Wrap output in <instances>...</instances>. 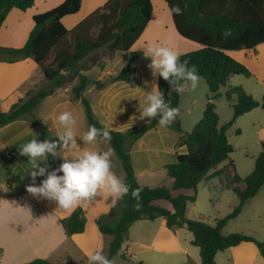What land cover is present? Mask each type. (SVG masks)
I'll return each instance as SVG.
<instances>
[{"label":"trees","instance_id":"trees-1","mask_svg":"<svg viewBox=\"0 0 264 264\" xmlns=\"http://www.w3.org/2000/svg\"><path fill=\"white\" fill-rule=\"evenodd\" d=\"M163 1L169 9L175 32L181 38L198 44L197 49L181 53L180 60L187 61L189 67H196L210 94L201 119L190 132L182 131L178 137L177 144L184 145L186 152L176 154L175 160L164 166L168 178L171 179L170 187L140 185L134 175L129 155L132 143L154 128L158 124L159 116L125 131L109 129L112 139L108 144L115 150L124 172L123 180L130 186V190L128 195L122 198L123 209L114 224L104 223L100 219L96 221L100 233L112 237L107 258L111 259L119 254L133 222L140 219L153 220L157 217H162L169 229L185 228L192 234L191 244L199 249L200 264H215L214 258L218 251L241 242L254 243L264 258V242L242 233L224 235L221 231L229 220L237 217L243 204L264 188V138L260 142L261 150L254 160L252 171L244 178L234 173L231 181L225 183L226 186L233 184L231 190L239 200L227 215L216 220L214 224L201 219H189L185 215L187 203L195 201L197 185L204 179L220 176L223 168L217 167L224 161L228 160L232 164L229 156L233 148L226 136L227 129L239 116L258 106L264 108V97L257 101L242 87L232 86L225 95L227 101H230L232 96L235 98L231 106L232 115L227 122L219 125V118L212 103L218 95L219 87L225 85L231 75L251 76L250 70L229 53L255 51L258 46L264 44V0ZM33 3L34 0H0V27L12 8L25 11ZM80 5L81 0H64L50 11L33 15L34 25L24 45L19 48L0 47V61L15 62L31 58L40 68L46 81H55V86H60L57 79L61 72L83 62L91 52L103 47L119 51L129 50L139 38L152 13L151 0H107L101 8L92 11L72 29H67L62 19L75 15ZM176 5L183 10L181 15L171 12V8ZM51 16H54L52 21L47 23L46 20ZM122 28L124 30L121 32ZM225 30H230L231 36L224 38L222 33ZM133 63L134 59H131L129 64L108 81L129 80ZM79 70L86 71V65H80L76 73L78 82L71 90L83 105L88 126L105 128L96 119L88 100L83 96L89 79L80 74ZM157 83L164 93L166 103L177 108L178 93L171 90L169 82L159 75ZM105 84L106 82L94 81L96 89ZM50 93L51 90L33 93L32 89H29L25 98L19 99L8 111L0 110V127L18 119H27L35 124L38 141L57 140L58 137L50 135L34 114L39 100ZM236 133L239 134V130H236ZM41 166L56 169V158L49 155ZM30 171L21 183L8 186L11 196L24 192ZM240 181L244 183L242 190L236 186ZM137 188L141 189L139 201L131 195L132 190ZM186 190H192L193 194L186 195ZM157 200L168 202L171 208L155 205ZM137 203L140 204L139 210L135 207ZM59 221L65 233L70 236L83 231L86 218L79 207ZM119 257L123 264H145L132 261L122 253ZM27 264L53 263L47 259L35 258ZM180 264L194 263L187 260Z\"/></svg>","mask_w":264,"mask_h":264},{"label":"crops","instance_id":"crops-1","mask_svg":"<svg viewBox=\"0 0 264 264\" xmlns=\"http://www.w3.org/2000/svg\"><path fill=\"white\" fill-rule=\"evenodd\" d=\"M63 1L34 0L33 5L25 11L12 8L0 27V47H22L34 25L32 16L50 11ZM106 1L101 0L100 4H97L91 12L101 8ZM88 14L76 15L68 22L62 19V23L67 29H72ZM152 14L153 6L147 25L129 50L119 51L108 47L99 49L95 52V55L98 56L97 59L93 62L89 60L90 63L86 65V71L79 70L80 74L89 79L83 96L88 100L96 119L107 129L125 131L150 120V118L144 120H133L132 118L139 117V103H143L145 93L151 91V82H157L158 78V75L153 77L151 69L148 67L151 58L144 55L146 47L162 42L160 38L155 37L157 34L153 35L158 31V27H149ZM169 23L170 26H173L171 17ZM161 30L171 37L175 34V39L185 40L175 32L174 27H168V24L161 27ZM180 39H176L177 42L180 43ZM185 46L189 48L179 54L193 51L199 47ZM233 53L229 54L234 57ZM131 59H134V63L130 67V79L109 82L110 77L129 64ZM232 76L234 75H231L227 80L228 87ZM76 80L77 76L68 83L69 85L60 84V86L47 89V91L51 90V93L41 98L34 109L35 116L52 136L58 137V134L61 133L56 129L55 118L57 119L60 113L67 111L68 104L77 106L81 103L71 90L72 86L76 84ZM94 81L106 82V84L102 88L96 89ZM43 82L49 83L43 78L40 68L31 58L15 62L0 61V110L8 111L19 99L25 98L29 89H34L36 85ZM146 82L148 83L146 84ZM209 94V88L203 79L194 91L178 93L177 108L180 112L175 120L166 127H161L158 123L132 143L129 147L130 161L140 185L148 187L171 186V179L168 178L164 166L172 163L176 154L186 152L184 145L176 146L175 143L182 131L190 132L201 119ZM53 130L54 132H52ZM75 130L77 131L76 127ZM37 135L35 124L27 119H18L0 127V264H27L35 258L47 259L53 264H88V253L95 251H102L107 257L112 237L101 234L96 221L100 219L104 223L114 224L123 209L122 199L116 203L115 207H111L110 198L106 201L99 197L87 208L80 207L86 218L85 227L81 233L68 236L59 219L68 216L69 213L58 209L55 201L34 197L28 193L26 188L33 183L30 175L21 195L11 196L9 194L8 186L21 183L28 171L32 169L28 158L19 154L20 147L34 138L37 139ZM77 143L81 149L88 147L79 139V134ZM104 146H107L106 150L109 148V144ZM58 154L59 156L55 157L57 168L63 162V157L71 159L75 155V151L61 148L58 149ZM43 162L44 159L39 161L40 164ZM224 166L226 164L223 162L217 168H224ZM48 170L53 169L48 167ZM112 170L117 176L124 179V172L116 154L113 157ZM58 174L62 175V173ZM233 174L227 173V180H224L222 174L215 180L224 183L227 192H232L233 184L226 186L225 183L231 181ZM237 175L243 178L240 174ZM45 178L37 177L36 186H39ZM215 180L213 177L207 178L197 185L196 201L198 190H201L200 194L202 195L213 193V188H216ZM236 186L242 190L244 183L240 181ZM184 193L186 195L193 194L192 190H186ZM189 203L191 202L186 205V217L204 220L201 218L204 215L199 211L190 213ZM154 204L167 209L171 208L170 204L165 203L164 200H157ZM235 204L236 202H234ZM214 217L215 215L212 216L213 220L205 222L214 224L219 219ZM221 231L224 235L230 233L224 229V226ZM235 231L246 232L244 230ZM246 233L249 235L250 232ZM192 238V234L185 228H167L162 217L153 220L140 219L131 224L127 240L122 244L119 254L110 260L113 264H123L119 257L122 253L132 261L145 264H180L187 260L194 264H200L199 249L191 244ZM261 241L264 242V239L262 238ZM214 260L215 264H264V258L252 242H241L236 246L218 251Z\"/></svg>","mask_w":264,"mask_h":264},{"label":"clouds","instance_id":"clouds-1","mask_svg":"<svg viewBox=\"0 0 264 264\" xmlns=\"http://www.w3.org/2000/svg\"><path fill=\"white\" fill-rule=\"evenodd\" d=\"M171 12L181 15L183 10L176 5L171 8ZM222 35L227 38L231 36V31L225 30ZM144 55L151 58L148 67L153 77L159 75L169 82L171 90L184 93L194 91L199 86L202 77L196 67H189L187 61L181 62L179 52L169 45H149L144 49ZM138 111L139 117H133V120L159 116L158 123L161 127L171 124L180 112L179 108L170 107L166 103L164 93L156 81L151 82V91L145 93ZM57 120L63 128L57 140L38 141L34 138L20 147L19 154L27 157L32 165L29 174L33 183L27 186L26 191L34 197L55 201L58 209L69 214L79 207L87 208L98 197L106 201L110 198L111 207H115L130 190V186L112 170L115 150L111 147L104 151L88 147L81 149L77 143V121L73 114L69 111L62 112ZM79 139L84 145H95L100 142L110 143L112 137L109 129L90 125L86 132L79 135ZM61 148L71 149L75 151V155L71 159L62 156L63 162L59 168L51 171L46 166H41V159L47 161L49 155L59 156L58 149ZM37 177H46L39 186L35 183ZM140 192L139 188L133 189L131 195L139 201ZM135 207L139 210L140 204L137 203ZM87 260L88 264H113L102 251L88 253Z\"/></svg>","mask_w":264,"mask_h":264},{"label":"rangeland","instance_id":"rangeland-1","mask_svg":"<svg viewBox=\"0 0 264 264\" xmlns=\"http://www.w3.org/2000/svg\"><path fill=\"white\" fill-rule=\"evenodd\" d=\"M100 2L101 0H81L79 11L75 15L64 17L63 19L68 22L70 21L69 19H74L76 15H86L91 12L97 4H100ZM151 2L153 4V14L149 27H158V31L153 35L157 34L155 37L160 38L162 41L160 44H167L178 52L186 51L187 48H189L185 45H192L194 48L198 47V45L193 42L176 38L180 39L179 43L175 39V34L171 37L168 36V33L162 32L161 27H165L167 24L168 27H173L170 26L169 23L170 14L163 0H151ZM95 52L96 51H93L88 54L83 62L77 63L71 66L68 70L61 72L64 74H61L57 81L60 84L69 85L68 83L76 76L81 64L88 65L90 63L89 60H92L93 62L97 59L98 56L95 55ZM232 55L234 56L233 58L243 63L250 70L251 76L245 77L243 75L234 74L232 79H230L229 87L227 84L219 87L217 97L212 100L215 112L219 118V125L227 122L232 115L231 104L232 102H235V98L232 96L230 101H227L225 98L230 87H242L257 101H261L264 97V44L258 46L255 51H239L234 52ZM76 81L78 82V80ZM55 83V81L49 83L43 82L36 85L32 91L33 93L45 92L47 89H51L55 86ZM67 111L71 112L76 118L77 124L75 127L78 134L82 135L86 132L89 126L82 103L77 104V106L68 104ZM55 121H57V123H55L57 131L62 132L63 129L56 118ZM236 130H239V134L236 133ZM52 132H54V130ZM226 136L233 148V151L229 156V159L233 163L231 165L228 160L224 161L226 166L223 168L224 171L222 176L224 180H227V173L232 175L234 170L235 173L240 174V176L244 178L251 171L254 160L258 156V152L261 150L260 142L264 138V108L258 106L254 111L248 114L245 113L236 118L234 123L227 129ZM104 145L108 144L100 142L95 145H88V148L104 151L107 147ZM175 145H178L177 142ZM215 178L218 177H213L214 180ZM214 185L216 188H213V193L211 195H202L200 194L201 190H198L197 201L195 200V203L191 202L192 204L189 203L190 213L191 211H199L204 215V217H201L204 218V221L213 220V215H215L214 218L218 217L219 219L224 217L238 204L239 201L233 192L226 191L224 183H219L215 180ZM234 202H236L235 205ZM165 203L167 202L165 201ZM191 205H194V207H191ZM243 205L244 206H242L237 217L229 220L224 226V229L229 231V234L243 233L248 235L246 232H250L249 236L255 237L258 241L263 242L261 239H264V188L260 189L252 200H248ZM235 230H244L246 232H236Z\"/></svg>","mask_w":264,"mask_h":264},{"label":"water","instance_id":"water-1","mask_svg":"<svg viewBox=\"0 0 264 264\" xmlns=\"http://www.w3.org/2000/svg\"><path fill=\"white\" fill-rule=\"evenodd\" d=\"M53 17H54V16L49 17V18L46 20V22H47V23L51 22L52 19H53ZM123 30H124V28L121 29V32H122Z\"/></svg>","mask_w":264,"mask_h":264}]
</instances>
